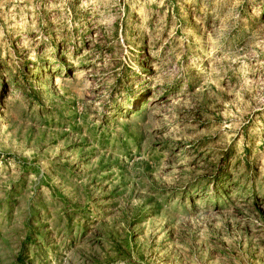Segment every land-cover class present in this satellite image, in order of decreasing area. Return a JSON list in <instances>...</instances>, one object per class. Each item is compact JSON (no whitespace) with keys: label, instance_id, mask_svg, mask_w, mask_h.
<instances>
[{"label":"rangeland","instance_id":"obj_1","mask_svg":"<svg viewBox=\"0 0 264 264\" xmlns=\"http://www.w3.org/2000/svg\"><path fill=\"white\" fill-rule=\"evenodd\" d=\"M0 264H264V0H0Z\"/></svg>","mask_w":264,"mask_h":264}]
</instances>
